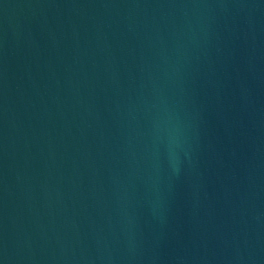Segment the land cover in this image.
I'll return each mask as SVG.
<instances>
[{
  "label": "water",
  "instance_id": "95a60500",
  "mask_svg": "<svg viewBox=\"0 0 264 264\" xmlns=\"http://www.w3.org/2000/svg\"><path fill=\"white\" fill-rule=\"evenodd\" d=\"M0 264H264V0H0Z\"/></svg>",
  "mask_w": 264,
  "mask_h": 264
}]
</instances>
